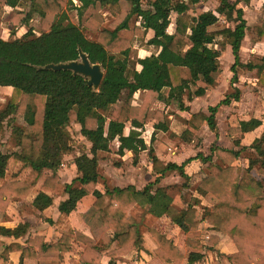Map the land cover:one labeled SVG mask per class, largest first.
Wrapping results in <instances>:
<instances>
[{
    "label": "trees",
    "instance_id": "trees-1",
    "mask_svg": "<svg viewBox=\"0 0 264 264\" xmlns=\"http://www.w3.org/2000/svg\"><path fill=\"white\" fill-rule=\"evenodd\" d=\"M77 1L80 6H75L73 0H0V16L12 9L20 26L29 27L15 40L0 38V87L12 90L6 109L0 112V133L7 122L19 148L10 154L0 150V180L19 164L29 169L24 179L8 180L0 187V212L5 213L14 199L25 202L36 188L40 193L31 207L41 212L54 204V196L46 192L68 195L59 208L65 215L76 211L85 197L93 196L94 203L83 215L91 236L63 232L54 244L46 243L43 237L28 239L27 248L12 243L4 250V259L9 261L10 253L21 251L20 264L29 257L39 264H62L72 244L78 242L85 247L80 264H101L104 257L110 259V264L126 262L127 255L144 248L140 223L131 211L137 204H146L151 214L167 217L187 236L185 255L172 240L150 228L159 244L155 254L163 263L182 264L187 260L188 264H195L213 250L220 242L218 235H211L206 243L199 237L200 226L206 223L213 232L232 240L236 251L227 255L230 264H264V131L249 146H242L240 141L234 142L240 147L235 150L214 145L212 155L200 156L209 165L208 175L197 186V192L201 197L212 195L216 203L201 207V200L195 199L186 210L173 205L167 188H156L162 178L174 171L187 178L184 165L164 164L155 155V135L150 146L142 138L145 126L151 123L156 131L166 133L170 129V115L154 108L157 101L189 111L186 101L204 97L217 85L226 45L231 47L234 57L232 84L238 83V68L243 67L257 72L258 83L264 90V57L241 62L240 51L249 27L238 1L219 0L215 12L201 13L184 26L176 24L172 34L168 32L172 14L185 15L199 0ZM105 13L112 19L108 28L104 27ZM221 16L234 23V27L219 28ZM35 17L40 18L39 35L30 25ZM133 17L137 22L131 29ZM149 31L153 37L146 40ZM253 31L256 42L264 44V22H258ZM87 32L95 39L89 38ZM135 41L154 52L133 59ZM216 45L223 49H216ZM80 49L92 64L103 67L105 77L99 91L70 71L43 69L50 64L79 60ZM139 91H146L147 95L141 105H135ZM240 97L241 91L235 88L217 106L210 107L208 114H192L186 120L184 139L205 123L216 131L219 106H229ZM18 117L23 118L25 125L16 123ZM73 123L80 126L90 150L74 161L79 175L71 184H62L59 171L63 157L72 152L69 127ZM262 125L259 119L242 121L230 128L229 134L251 133ZM127 127L130 133L125 135ZM115 142L119 146L113 151ZM249 149L256 157L249 160L246 174L241 175L235 163ZM145 151L154 173L159 175L155 182L142 191L134 186L107 189L104 193L98 189L100 162L109 160L113 153L123 157L131 152L137 164ZM197 206L201 207V216ZM28 228V223L14 229L0 227V235L20 239L26 236Z\"/></svg>",
    "mask_w": 264,
    "mask_h": 264
},
{
    "label": "rangeland",
    "instance_id": "rangeland-1",
    "mask_svg": "<svg viewBox=\"0 0 264 264\" xmlns=\"http://www.w3.org/2000/svg\"><path fill=\"white\" fill-rule=\"evenodd\" d=\"M231 1L233 2L238 1L239 3L238 6L244 10V18L247 21V25L249 27L245 40L242 43V50L240 54L241 61L243 63L256 61L257 59L264 57V44L256 42V35L253 31L254 26L258 22L260 21L264 22V0H250L249 3H246L245 0H231ZM79 4L81 5V3ZM143 5L144 7H147L146 2H144ZM219 5H220L219 0H199V3L191 7L190 10L185 15L178 16L176 13H173L171 16L172 25L169 27L168 32L174 33L176 24L181 23V26H184L186 23H191L193 19L198 17V15H200L201 13L207 11L215 12L219 7ZM74 14L76 13L74 12ZM104 17H105L104 27L108 28L110 26L112 19L106 13L104 14ZM136 22H137L136 17H133L130 21L131 29L134 28ZM30 25L35 30L37 35L41 33L42 27L40 24L39 17H35ZM218 27L219 28L234 27V23L229 22L225 17L221 16ZM28 29L29 27L27 26H20L17 15L16 13H14L12 9H7V11L2 16H0V38L4 40H10V41L15 40L23 36L28 31ZM87 35L89 38L95 39V35L89 32H87ZM136 46L137 45L135 41L134 45L132 46V54H131L132 58L135 60L138 59L140 56L139 50H136ZM233 62L234 59L231 53V48L228 47V45H226L222 50V55L220 58L222 73L218 80L217 85L211 90V92H208L209 93L208 98L205 97V99L208 100L204 102L202 101L196 105H193L192 103L186 101L187 106L189 104H192V106L189 107V111H182L174 104H170L167 107H165L163 103L160 106L159 101L156 102V105L158 103V107L165 109L166 113L169 114L170 116L172 115V118L174 120L171 121V125L173 124L174 126V128L172 127L174 131L165 134L163 138L160 135V137L156 138L157 141L161 140L167 145L166 147H171L172 149H175L177 155H184L187 159L190 157H195L198 154H201V156L203 157L212 155L211 148L214 145L222 148L224 147L228 149H233V150L240 148L234 144V140L240 139L242 135L236 134L232 138V136L229 134V129L231 128L233 123H236L237 121L239 122V120L241 119H248L254 117L263 119L264 90L261 88V86L258 83L257 72L247 71L243 67L238 68V83L232 84L231 79L233 77V73L231 71V67L233 65ZM235 86L239 88L241 91L240 100L232 103L229 107L225 105L219 106L217 133L202 128L196 133L192 132V134L188 135L189 138L187 137V139H184L182 135L184 131H186L185 129H188L187 125L185 126L186 124L185 119L189 117L190 113L192 111H197L198 109H203V108L206 109L207 106L209 105L216 106L217 104L220 103V101H222L227 96V94L234 92V89L236 88ZM11 93L12 90L4 89L0 87V112L6 109L11 97ZM134 101H136V99ZM156 105H154V107H156ZM16 123L19 125H25V122L22 117H18ZM149 129L150 128L146 127V129L143 131L142 134L148 145L150 144L151 135H152L150 134ZM11 133H12V129L7 125V122H5L4 130L0 133V150L4 153L10 154L14 151H19V148L16 146V143ZM69 133L71 139L70 142L72 145V152L69 155L63 157V166L60 169L61 183L70 182L77 176V170L74 165V161L76 157H78L80 154L89 153V149H90L89 143L82 137L80 133L79 125L75 123L71 124V126L69 127ZM243 139L244 138H242L241 141ZM250 139L251 140L253 139L252 136L248 137L246 143L250 142L251 141ZM116 149H117V145H113V151H116ZM255 157H256L255 153L250 149L242 153L240 163L238 165L239 172L241 175L246 174L245 167L248 163L247 161ZM144 159L147 160L148 157L145 156ZM213 160L216 161V158L214 157ZM106 163L107 164H104L103 168L99 169L100 174L101 173L104 174L106 171L108 172L113 171L114 167L115 168L120 167L117 165L121 164L120 160H118L116 157L110 158L109 160H107ZM198 163H199L198 165H203L204 168H202L201 170L195 167V170L198 171V173L193 174L192 177L193 181L187 180L186 178L184 179L176 178V180L177 179L179 180V184L177 185L172 184V186L168 187V190H170L172 195H176L178 193L177 190L178 188L187 189L188 191L196 189V187H194V184L197 183L196 181L200 179L201 176H203V174L205 173V166L206 164H208V162H204L200 158L198 160ZM123 164L124 163H122V165ZM128 165L129 166L133 165L132 160L128 162ZM27 171H29V169H26L21 164H19L13 167L12 169H10L7 172L6 178L0 180V183H4L8 179L10 180L24 179L25 176L27 175ZM124 171L126 173V170ZM127 173L130 174L133 172L127 171ZM176 176L178 175L175 174L174 177ZM103 179H105L104 176L101 177V180ZM171 182L175 183V179H171ZM193 182L195 183L193 184ZM205 198L207 199V201L205 202L206 205H209L212 203V201L215 202L216 200L212 195H208ZM30 208L32 207L30 206ZM139 210H140L139 208H134L132 210V212L137 211L135 214L137 218L141 217L140 214L141 211L139 212ZM0 214L3 216L1 212ZM140 223L142 225L141 221ZM144 225L146 226V224ZM206 230L207 229L205 228V226H200L199 237L205 243L207 242V236L209 235V232ZM226 239L229 241L230 244L226 242L221 246V249L214 248L211 251H207L206 255L204 256L205 258L200 261V264H227V258H226L227 253H229L232 250V248L235 250V247L228 237H226Z\"/></svg>",
    "mask_w": 264,
    "mask_h": 264
},
{
    "label": "crops",
    "instance_id": "crops-1",
    "mask_svg": "<svg viewBox=\"0 0 264 264\" xmlns=\"http://www.w3.org/2000/svg\"><path fill=\"white\" fill-rule=\"evenodd\" d=\"M170 34H172V33H170ZM152 37H153V32L149 31L147 34L146 40H149ZM136 45L138 46V47L136 46V50H139V54H140L139 58H145L147 56H150L154 52V50L151 47L140 46L137 43H136ZM221 47L222 46L219 45L215 48L219 49ZM228 47H230V46L228 45ZM241 50H242V48H241ZM231 53H232V49H231ZM240 54H241V51H240ZM232 56H233V54H232ZM240 57H241V55H240ZM233 59H234V57H233ZM244 64H246V63H244ZM138 70H140V67H138ZM231 81H232V79H231ZM4 89L11 90V88H4ZM211 90L209 92H211ZM208 94L209 93H207L204 97L197 98L193 102H190V103H192L193 105H196L202 101L204 102V101L208 100V99H205V97L208 98V96H209ZM146 95H147L146 91H139L138 93H136L135 94L136 101H134V104L135 105H141L143 103V101L145 100ZM234 102H232V103H234ZM162 103L164 104L165 107L168 106L164 101L160 100L159 105L161 106ZM192 104H189L188 107H191ZM229 106H227V107H229ZM210 107H215V106L209 105V106H207L206 109L203 108V109H198L197 111H192L190 113L189 117H187L185 120H188L190 118V116L194 113L205 112L208 114V109ZM154 108L158 109V110L162 109L161 107H158V103H157L156 107H154ZM162 111H165V109H162ZM251 119L262 120L263 125L260 128H258L257 130H255L254 132L241 134L242 137H240V139H235L234 142L240 141L242 146H249L256 138L261 137V135L264 131V120L257 118V117L248 118V119H241V120H239V122L237 121L236 123H233L231 128L237 127L240 124V122H242V121H250ZM169 120H170V129L166 133L161 132V131H156L154 129L153 123L146 125L145 129H146V127L150 128L149 132H150V134H152L151 138L153 135H155V138L160 137V135L163 138V136H165V134L171 133V131H174L173 130L174 126H173V124L171 125V121L173 120L172 115L169 116ZM217 120H218V112L216 114V122H217ZM185 126H186V124H185ZM202 128H205L208 131L217 133L218 126L216 128V131H212L209 128L207 123H205V125ZM191 131L195 132V133L198 132L195 130H191ZM129 133H130V127H127L125 129V135H128ZM249 136H252L253 139L252 140L250 139L251 141L246 143V140H248ZM142 138L144 139L143 136H142ZM232 138H233V136H232ZM242 138H244V139L241 141ZM146 144L148 145L147 142H146ZM150 144H151V141H150ZM150 144L148 146H150ZM114 145H117V148L119 146V144L117 142H115ZM153 146L155 149V155L164 164L174 163L178 166L184 165V171H185V174L187 175V178H186L187 180L193 181V178H192L193 174L198 173V171L195 170V167L198 169H201V170H202V168H204L203 165H198L199 164L198 160L200 159L201 154H198L195 157H190L187 159L184 155H177L175 149H172L171 147H166L167 145L164 142H162L161 140H158V141L156 140L154 142ZM89 148H90V146H89ZM225 149H228V148H225ZM143 153L144 154H142V153L140 154V158H139V161L137 164H134L133 154L131 152H127L126 155L123 157H121L117 154L113 155L114 154L113 153L111 158L116 157L118 160H120L121 164L117 165L120 167H116V168L114 167L113 171H110V172L106 171L104 174L101 173L102 175L100 174V176L101 177L104 176L105 179L101 180V178H100V181L98 184V189L104 193L107 189H114V188H121L122 189V188H127L129 186H134L138 191H142L147 185L155 182L157 177H159V175H156L153 171V163L151 162V160L148 156V152L145 151ZM145 156L148 157L147 160L144 159ZM130 159L132 160V164H133L132 166L128 165V162L131 161ZM240 159H241V157L235 163V165H237V166L239 165ZM106 162L107 161L100 162L99 169L103 168L104 164H107ZM247 162L248 163H247L245 169L248 168L249 160ZM122 163H124V164L122 165ZM74 165H75V163H74ZM208 165L209 164H206V166L204 165L205 166V173L203 174V176H201L200 179H198L196 181L197 183L193 182V184L195 183L194 187H196V189H194V190L188 191L187 189L178 188L177 189L178 193L176 195L171 194L170 190H168V187L172 186V184H175V185L179 184V180L178 179L176 180V178L184 179L183 177L180 176L179 172H177V171H174V172L168 174L165 178H162L160 180L159 184L156 186V188H167L170 196L173 199V205L180 210H186V208L188 207L189 204L194 203L195 199L201 200V207H211L212 205H214L216 203V200H215V202L212 201L211 204L206 205L205 202L207 201V199L205 197H201L197 192V186L208 175ZM75 167H76V165H75ZM76 170H77V168H76ZM124 170H126V173ZM127 171H132L133 173L128 174ZM28 172L29 171H27V174H28ZM60 172L61 171H59V175L61 176ZM46 173L49 175H52L51 171H46ZM175 174H177L178 176L174 177ZM78 175L79 174L77 171V176ZM171 179H175V183H172ZM8 180H10V179H8ZM12 180H19V179H12ZM73 180H71L70 182H64L62 184H71ZM4 183H0V187ZM39 193H40V189L36 188L31 193V195L27 198L26 202L20 201L17 199L12 200L7 211L5 213H3V216L0 214V227H5L8 229H14L20 224L28 223V225H29L28 232H27L26 236L23 238L15 239V238H9V237H5L3 235H0V264H20L21 251H14V252L10 253L9 254V261H6L3 257L4 250L6 249L7 246L11 245L12 243H18V244L22 245L23 247L27 248L26 242L28 239H34L35 237H43L45 239L46 243L54 244L61 238L63 232H82L85 235L91 236V232H90L89 228L84 223L83 215L91 207V205L94 203L95 198L93 196L85 197L79 203L76 211L72 212L70 215H65L59 211V208L64 202L67 201L68 195H57V196H55L51 192H46L48 195L54 196L53 206L50 207L49 209L43 211V212L36 210V209L34 210L33 208H30L31 204L33 203V201L35 200L36 196ZM201 207L197 206L199 211L201 210ZM135 208H139L140 209L139 212L141 211L140 212V214H141L140 218H137L135 216L137 211H135V212L131 211V213L137 220L139 219L138 220L139 223H140V221L142 222V225L140 223V232H141V235L143 236L144 241H145L144 248L142 250H139V251L137 250V251H134L131 254L127 255L126 256V262H117L116 264H178L175 262L163 263L156 256L155 250L159 248V244L157 243L155 238L152 236V234L149 232V230H150V228H154L158 232H160L161 234L165 235L168 239L172 240L174 242V244L185 255H187V252H186L187 236H186V234L180 228L173 225L171 223L170 219H168L167 217H165V216L156 217L153 214H151L149 212V210H150L149 205L137 204L135 206ZM199 214L201 216V211L199 212ZM143 223L146 224V226H148V227H146ZM201 226H205V228L207 229L206 231L209 232V235L207 236V241L209 240V237L211 235H218L219 236L220 242L215 247L216 249H221V246L226 242L228 244H230L229 241L226 239L227 236L220 234V233L213 232L212 230H210L209 226L206 223H202ZM231 242H232V240H231ZM232 244H233V242H232ZM84 249H85V247L83 244L78 243V242H74L72 244L71 250L65 255L64 261L62 264H80L81 253L83 252ZM34 251L38 252V247H35ZM235 251H236V248H235V250L232 248V250L229 253H227V255L232 254ZM226 258H227V256H226ZM183 263L188 264L187 260H184ZM197 263L200 264V261ZM197 263H195V264H197ZM23 264H39V263L37 260H34L33 258L29 257V258H25L23 260ZM101 264H110V259L108 257H104ZM227 264H230L228 262V259H227Z\"/></svg>",
    "mask_w": 264,
    "mask_h": 264
},
{
    "label": "water",
    "instance_id": "water-1",
    "mask_svg": "<svg viewBox=\"0 0 264 264\" xmlns=\"http://www.w3.org/2000/svg\"><path fill=\"white\" fill-rule=\"evenodd\" d=\"M80 59L63 64H50L44 67L46 71H70L74 76H81L87 81V85L92 87L95 91H99L101 84L105 77V72L101 64H92L89 56L81 49Z\"/></svg>",
    "mask_w": 264,
    "mask_h": 264
},
{
    "label": "built area",
    "instance_id": "built-area-1",
    "mask_svg": "<svg viewBox=\"0 0 264 264\" xmlns=\"http://www.w3.org/2000/svg\"><path fill=\"white\" fill-rule=\"evenodd\" d=\"M74 1V4H75V6H80V4H79V1H77V0H73ZM218 45H216L215 47H217Z\"/></svg>",
    "mask_w": 264,
    "mask_h": 264
}]
</instances>
